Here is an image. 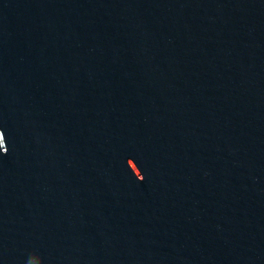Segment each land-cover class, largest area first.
<instances>
[{"label":"water","instance_id":"obj_1","mask_svg":"<svg viewBox=\"0 0 264 264\" xmlns=\"http://www.w3.org/2000/svg\"><path fill=\"white\" fill-rule=\"evenodd\" d=\"M0 264H264V0H0Z\"/></svg>","mask_w":264,"mask_h":264}]
</instances>
